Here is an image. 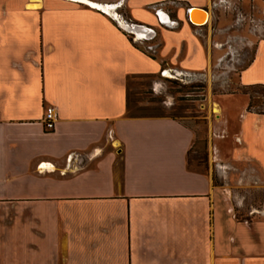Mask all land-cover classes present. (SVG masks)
<instances>
[{
	"label": "crops",
	"instance_id": "1",
	"mask_svg": "<svg viewBox=\"0 0 264 264\" xmlns=\"http://www.w3.org/2000/svg\"><path fill=\"white\" fill-rule=\"evenodd\" d=\"M16 1L0 0V264H264L225 239L264 229V201L237 219L225 187L188 166L191 129L126 115L127 77L204 70L231 54L230 36L192 30L188 9L209 0ZM253 1L261 15L241 85H264V0ZM170 9L177 28L158 19ZM118 11L161 25L158 57L119 27ZM257 141L245 160L261 163L264 189Z\"/></svg>",
	"mask_w": 264,
	"mask_h": 264
},
{
	"label": "rangeland",
	"instance_id": "2",
	"mask_svg": "<svg viewBox=\"0 0 264 264\" xmlns=\"http://www.w3.org/2000/svg\"><path fill=\"white\" fill-rule=\"evenodd\" d=\"M258 5L253 0H209L205 7L210 15L207 23L209 36L219 42L231 37L228 44L232 52L220 62L217 63L216 56H212L214 58L204 70H182L178 65H168L165 67L168 74L133 77L127 81L130 114L176 116L194 131L197 142L188 156V166L209 174L215 185L225 187L233 198L235 213L240 220L255 216L250 213L260 211L264 201L263 175L258 169L261 163H247L245 160L249 140L264 138V118L252 112L264 110V102L253 98L255 106L249 111L250 96L240 91L238 83L239 71L254 53V43L249 39L255 40L253 27L256 21L253 20L261 15ZM168 13L170 17L174 16L172 9ZM122 14L126 16L128 13L122 11ZM153 27L158 37L150 44V52L154 50L158 55L162 29L158 24ZM224 28L226 31L220 33L219 30L222 32ZM192 30L205 33L199 26H192ZM139 46L147 47L146 44ZM138 108L141 110L137 111ZM257 142H253L251 148L264 157V142ZM259 230L255 235L242 227L234 235L226 234L227 245L246 253L248 258L252 252L259 260L264 253V229Z\"/></svg>",
	"mask_w": 264,
	"mask_h": 264
},
{
	"label": "water",
	"instance_id": "3",
	"mask_svg": "<svg viewBox=\"0 0 264 264\" xmlns=\"http://www.w3.org/2000/svg\"><path fill=\"white\" fill-rule=\"evenodd\" d=\"M188 20L191 24L195 26H203L208 23V19H205L206 14H208V10L200 7H190L188 9ZM205 15V16H204ZM158 19L160 23L168 26L169 28H175L178 26V23L172 19H170L169 15L166 12H159ZM119 27L128 34H134L136 38L140 39L141 34H145V39L150 41L154 39L156 36V31L152 28L141 25V24H127L120 23Z\"/></svg>",
	"mask_w": 264,
	"mask_h": 264
},
{
	"label": "trees",
	"instance_id": "4",
	"mask_svg": "<svg viewBox=\"0 0 264 264\" xmlns=\"http://www.w3.org/2000/svg\"><path fill=\"white\" fill-rule=\"evenodd\" d=\"M146 45H147V47H145L144 49L143 48H140V50H142L146 55H148L151 58L158 57V55H155L156 54V51L153 50L152 52H150L151 45L150 44H146ZM159 48H160V46L158 47V51H159ZM161 66L162 67L164 66V62H162ZM156 76H157V74H143V75H137V76L136 75L130 76V77H127L126 84H127V81H128L129 78H133V77H156ZM238 83L240 84V82H239V76H238ZM240 86H241L240 91L243 94H246V95L248 94L250 96V98H249L250 99V102H249V106H248V110L249 111H252V108H254V106H255V102H254V99L253 98H257V100H262L264 102V85L263 84H253V85H241L240 84ZM130 108L131 107H130V100H129V91L127 89V91H126V115L128 117H130V118L168 117V118H171L173 120H176L177 122H179L180 124H182L179 120L176 119V116H155V115H153V116L152 115L146 116V115H141V114L140 115L139 114L138 115H136V114H130ZM136 110L139 111L141 109L138 108ZM252 112H254L255 114H258V115H264V110H254ZM182 125L185 126L184 124H182ZM185 127H187V126H185ZM187 128H189V127H187ZM196 142L197 141H195V137H194V144H196ZM237 219H239V218L237 217ZM241 221H244V220H241Z\"/></svg>",
	"mask_w": 264,
	"mask_h": 264
},
{
	"label": "built area",
	"instance_id": "5",
	"mask_svg": "<svg viewBox=\"0 0 264 264\" xmlns=\"http://www.w3.org/2000/svg\"><path fill=\"white\" fill-rule=\"evenodd\" d=\"M56 114L54 108L49 106L45 109L43 117V128L46 132H51L55 128Z\"/></svg>",
	"mask_w": 264,
	"mask_h": 264
},
{
	"label": "flooded vegetation",
	"instance_id": "6",
	"mask_svg": "<svg viewBox=\"0 0 264 264\" xmlns=\"http://www.w3.org/2000/svg\"><path fill=\"white\" fill-rule=\"evenodd\" d=\"M168 15H169V13H168ZM118 16H119V23H127V24H131L132 23V21H130L129 19H127V18H125L124 16H123V14H122V12H119L118 11ZM169 17H170V15H169ZM170 19H172L171 17H170ZM160 27H161V25L160 24H158ZM150 28H152L153 30H155L154 29V27L153 26H150ZM156 31V30H155ZM129 35H132V36H134V37H136L134 34H129ZM145 37H146V35L145 34H141L140 35V40H142L143 42H144V44H146V43H149V42H151L152 40H150V41H147L146 39H145Z\"/></svg>",
	"mask_w": 264,
	"mask_h": 264
},
{
	"label": "bare ground",
	"instance_id": "7",
	"mask_svg": "<svg viewBox=\"0 0 264 264\" xmlns=\"http://www.w3.org/2000/svg\"><path fill=\"white\" fill-rule=\"evenodd\" d=\"M205 16V15H204ZM205 19H208V15L206 14Z\"/></svg>",
	"mask_w": 264,
	"mask_h": 264
}]
</instances>
